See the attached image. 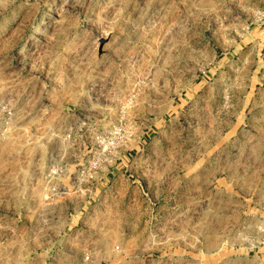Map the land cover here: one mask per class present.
Masks as SVG:
<instances>
[{"label": "rangeland", "instance_id": "obj_1", "mask_svg": "<svg viewBox=\"0 0 264 264\" xmlns=\"http://www.w3.org/2000/svg\"><path fill=\"white\" fill-rule=\"evenodd\" d=\"M57 212L97 264H264V0H0V258Z\"/></svg>", "mask_w": 264, "mask_h": 264}, {"label": "crops", "instance_id": "obj_2", "mask_svg": "<svg viewBox=\"0 0 264 264\" xmlns=\"http://www.w3.org/2000/svg\"><path fill=\"white\" fill-rule=\"evenodd\" d=\"M73 218L60 212L48 214L42 220L35 217L28 236L20 238L17 250L10 251L9 257L0 258V264H97L85 259L90 248L86 240L90 232L78 229Z\"/></svg>", "mask_w": 264, "mask_h": 264}, {"label": "built area", "instance_id": "obj_3", "mask_svg": "<svg viewBox=\"0 0 264 264\" xmlns=\"http://www.w3.org/2000/svg\"><path fill=\"white\" fill-rule=\"evenodd\" d=\"M262 234H263V236H264V229L262 230ZM263 244V246H264V243H262Z\"/></svg>", "mask_w": 264, "mask_h": 264}]
</instances>
